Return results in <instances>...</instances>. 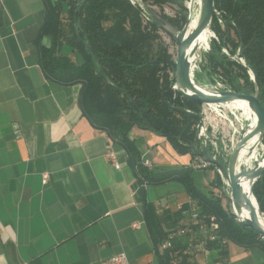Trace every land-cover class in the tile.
I'll return each instance as SVG.
<instances>
[{
  "label": "crops",
  "instance_id": "crops-1",
  "mask_svg": "<svg viewBox=\"0 0 264 264\" xmlns=\"http://www.w3.org/2000/svg\"><path fill=\"white\" fill-rule=\"evenodd\" d=\"M45 17L44 0H0V264H102L120 253L128 264H159L162 251L144 202L163 240L177 242L174 256L186 255L192 264H263L258 246L227 242L223 252L206 249L180 183L146 185L141 197L118 144L111 149L119 169L110 166V140L82 116L80 86L54 83L42 72L39 47L50 45L41 38ZM62 52L82 61L69 47ZM128 137L153 171L191 167L208 175L202 188L195 185L212 191L215 172L197 169V158L178 154L147 130L133 127Z\"/></svg>",
  "mask_w": 264,
  "mask_h": 264
},
{
  "label": "trees",
  "instance_id": "trees-1",
  "mask_svg": "<svg viewBox=\"0 0 264 264\" xmlns=\"http://www.w3.org/2000/svg\"><path fill=\"white\" fill-rule=\"evenodd\" d=\"M44 2L46 17L41 38H47L50 45L39 47L42 72L54 83L80 86L82 116L95 129L105 133L111 143L123 148L134 170L141 197L142 188L146 185L176 181L184 187L193 202L198 221L207 223L210 217H215L219 224V240L207 242L204 245L206 249L216 248L223 252L225 243L230 242L244 249L258 246L264 251V242L254 232L241 229L225 210L222 200L211 190L204 192L195 185L193 168L163 172L148 170L128 137L133 127L147 131V127H150L155 135L165 138L180 155L189 154L195 158L191 147L197 152L204 150L195 129L201 119L196 111L199 104L184 100L173 89L175 63L160 40L158 25L139 5L161 7L171 3L183 12L188 0ZM159 16L171 28L177 29L182 28L187 18L183 14L174 19ZM210 29L218 40H210L208 66L213 72L222 69L228 86L236 92L253 89L252 82L244 74L245 70L229 59V55L233 56L238 48L241 58L255 76L259 101L264 110V0H214ZM84 44L90 47L95 60ZM64 47H69L82 61L74 62L62 52ZM228 47L230 54L225 55L223 50ZM234 68L243 75L234 74ZM241 77L242 86L238 83ZM165 104L183 108L197 117L170 110ZM205 169L215 172L211 187H221V178L215 168L208 165ZM252 194L259 211L264 214V173L254 184ZM143 206L156 247L164 241L165 235L160 231L151 206L145 202ZM192 228L197 230L196 226ZM175 243V240H171V248L158 254L159 264H172L173 261L192 264L186 255H173L177 248Z\"/></svg>",
  "mask_w": 264,
  "mask_h": 264
},
{
  "label": "water",
  "instance_id": "water-1",
  "mask_svg": "<svg viewBox=\"0 0 264 264\" xmlns=\"http://www.w3.org/2000/svg\"><path fill=\"white\" fill-rule=\"evenodd\" d=\"M81 2L82 0H80V3ZM190 3H192L191 0ZM139 5L149 18L158 25L159 29L166 33L176 45L173 89L181 98L205 106L240 102L243 104L246 111L248 110L255 116L256 121L255 123L252 122V124L248 123L247 119L240 118L239 121L241 126L239 137L230 151L226 164H222L214 159L206 147L200 152H197L194 147H191V151L195 158L202 163L207 166H213L216 173L228 185L230 193L225 199L228 204L229 216L241 229H248L254 232L259 238L264 239V225L260 224L256 219L254 206L252 205V201H254L257 212H260L252 194V188L264 173V159L262 160L261 157H259L251 161L250 166L244 168L246 162H249L255 151H263L264 149V110L259 101L258 85L253 72L245 62L242 64L239 61L241 53L238 51L237 58H235L234 61L251 77V82L253 84V89H251L248 94H240L230 88L224 91L213 87L204 89L194 83L191 74V59L194 57L195 52L198 51V41L202 33L205 30L211 31L210 26L214 15V0H199L197 21L191 30L189 20L191 10L190 5H188L189 15L186 18L185 24L179 31H173L168 23L148 5L142 3ZM73 18L76 28L77 21L75 14ZM84 47L95 60V56L90 47L87 44H84ZM166 107L176 112L197 117L196 114L180 107H173L170 105H166ZM240 115L243 116L242 114ZM147 129L149 132L156 134L152 128L147 127ZM244 182L249 184L247 190L243 188L242 184Z\"/></svg>",
  "mask_w": 264,
  "mask_h": 264
},
{
  "label": "rangeland",
  "instance_id": "rangeland-1",
  "mask_svg": "<svg viewBox=\"0 0 264 264\" xmlns=\"http://www.w3.org/2000/svg\"><path fill=\"white\" fill-rule=\"evenodd\" d=\"M192 2V10L197 12V0H191ZM190 3V0L185 4L186 10L181 12L180 8L175 5V4H165L162 5L161 7L158 6H151V8L158 14V15H164L167 18H176V16L179 15H184L188 17L189 11H188V5ZM190 12V13H191ZM182 13V14H181ZM196 15V13H195ZM183 27V26H182ZM173 31H179L180 29L177 28H171ZM212 32V31H211ZM232 33V31H231ZM212 37L207 41L206 45L209 46L211 43L210 40L214 39L215 41L218 40L217 36L212 32ZM160 40L163 43V45L167 48V52L171 55L173 61L175 62L176 60V45L174 41L164 32L160 31L159 32ZM226 51L228 54L229 52V47L226 48ZM234 55L236 52L239 51L238 48L234 50ZM209 53V50H198L194 54L196 57L194 63L192 64L193 66V71H192V76H193V81L197 85H208L210 87L213 86H220L223 89L228 86L226 82V77L223 75V72L221 71L222 69H217V71L213 72L211 68L208 66V59H207V54ZM231 55V54H230ZM229 59L234 61L232 57L230 56ZM234 74H242L239 72L236 68H234ZM244 74L248 78V80L251 82L249 75L244 71ZM238 83L239 85H243V80L242 77L238 78ZM198 109L197 114L200 116V121L197 123L195 126L196 132H197V138L202 144V148H208L210 154L216 156V160L222 164H226V161L228 160V156L231 151V139L232 135L231 132L228 130V126L226 125V121L221 119V117L216 114L213 110L210 108L206 107L205 105H199L197 107ZM225 113V112H224ZM227 117H231L228 113L226 114ZM235 126L237 129H240V126L238 121L235 120ZM200 129H203L202 136L199 137V131ZM260 151V150H259ZM262 159L264 158V149L263 151H260V155ZM250 162H246L244 168L247 166H250ZM200 169V168H199ZM208 175L202 171H195L193 173V178L195 180V183L199 187L202 188V185H205V181L207 179ZM221 182V187H212V192L217 196V193L219 192L220 188L223 186L222 179H220ZM208 185V184H207ZM222 200V199H221ZM222 205L224 206L225 210L228 212V204L226 203V200L224 199L222 201Z\"/></svg>",
  "mask_w": 264,
  "mask_h": 264
},
{
  "label": "built area",
  "instance_id": "built-area-1",
  "mask_svg": "<svg viewBox=\"0 0 264 264\" xmlns=\"http://www.w3.org/2000/svg\"><path fill=\"white\" fill-rule=\"evenodd\" d=\"M135 1L136 0H132V3H135ZM216 16H218V13H216ZM218 23L220 25H222V21L220 19H218ZM223 53L225 55L228 54L226 50H223ZM237 54H238V52H236V55H234L232 57L233 60H235V58H237ZM239 61L242 64L244 63V60L242 58H239ZM250 80H251V77H250ZM213 88L224 91L228 87L223 89L220 86H213ZM206 107H207V105H206ZM14 133H15L16 136H18V132H17L16 128H15ZM202 133H203V129H200L199 137L202 136ZM111 144L112 143L110 142V146L108 147V149L106 151V154H105V159L110 164V166L114 167L115 169H119V162H118V159H117L115 153L111 149ZM201 147H202V144H201ZM211 156L214 159H216V156H214L212 154H211ZM142 164L148 170H152V165H151V163L149 161L146 160ZM206 167H207V165L202 163L200 160H199L198 165L196 166L197 169H199V168L200 169H205ZM43 181L44 182L46 181V176H44ZM222 182H223V186H222V188H220L219 192L217 193V197L220 200L222 199V201H223L226 198V196H229L230 190H229V187L226 184V182L223 181V180H222ZM189 215H190L191 225L197 227V231H198V234H199V236L201 238V244L202 245H205L207 242H216V241L219 240V236L217 235L218 230H219V224L216 221L215 217H210L208 219L207 223H200L198 221L197 213L195 211L194 205L191 208V211H190ZM134 227H136V224L134 225ZM260 239L264 242V239H262V238H260ZM169 248H171V239L164 240L159 245L160 251H163V250H166V249H169ZM102 264H128V261H127L126 256L123 253H120V254L112 256L110 259L104 261Z\"/></svg>",
  "mask_w": 264,
  "mask_h": 264
},
{
  "label": "bare ground",
  "instance_id": "bare-ground-1",
  "mask_svg": "<svg viewBox=\"0 0 264 264\" xmlns=\"http://www.w3.org/2000/svg\"><path fill=\"white\" fill-rule=\"evenodd\" d=\"M198 4H199V0H197V3H196L197 7H198ZM189 5H190V9H192V3H189ZM195 13H196V15H195ZM189 18H190L189 20H190V30H191L194 27V25L196 24L197 12L196 11L191 12L189 15ZM211 36H212V32L209 30H205L202 33V35L200 36L199 41H198V50H201V49H203L205 51L209 50V46H207L206 43L210 39ZM195 58L196 57L194 56L191 59V66L194 63V61L196 60ZM192 71H193V66L191 67V74H192ZM198 86H200L201 88H204V89H210V86H208L207 84L206 85H198ZM207 107H209L216 114H218L221 117V119L226 121V125L228 126V130L231 132V135H232L231 149L234 146V144L236 143V141L238 140L239 130H240V129L236 128L235 120L238 121L239 125H240V121H239L240 118L241 119H247L248 123H250V124H252V122L255 123V121H256L255 116L252 113H250L248 110L246 111L243 104L240 102L225 103V104H218V105H207ZM227 113L229 115H231V117H227V115H226ZM240 114H242L243 116H241ZM259 155H260V151L259 150L255 151L252 154L251 159L249 160L250 164H251V161L258 159ZM242 185H243V188L245 190L248 189L249 184L247 182H244ZM252 205L254 206V214L256 216V219L258 220V222L260 224L264 225V214L257 212V210L255 208L254 201H252Z\"/></svg>",
  "mask_w": 264,
  "mask_h": 264
},
{
  "label": "flooded vegetation",
  "instance_id": "flooded-vegetation-1",
  "mask_svg": "<svg viewBox=\"0 0 264 264\" xmlns=\"http://www.w3.org/2000/svg\"><path fill=\"white\" fill-rule=\"evenodd\" d=\"M228 88H230V87H228ZM230 89H232V88H230ZM234 91H235V90H234ZM249 91H250V90H248L247 92H237V93H240V94H248ZM235 92H236V91H235Z\"/></svg>",
  "mask_w": 264,
  "mask_h": 264
}]
</instances>
